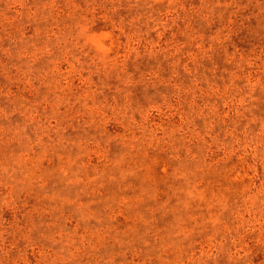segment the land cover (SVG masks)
Listing matches in <instances>:
<instances>
[{"label": "rangeland", "instance_id": "rangeland-1", "mask_svg": "<svg viewBox=\"0 0 264 264\" xmlns=\"http://www.w3.org/2000/svg\"><path fill=\"white\" fill-rule=\"evenodd\" d=\"M0 264H264V0H0Z\"/></svg>", "mask_w": 264, "mask_h": 264}]
</instances>
